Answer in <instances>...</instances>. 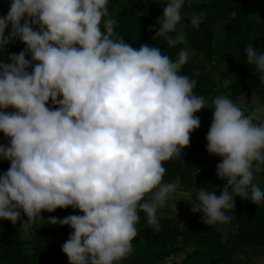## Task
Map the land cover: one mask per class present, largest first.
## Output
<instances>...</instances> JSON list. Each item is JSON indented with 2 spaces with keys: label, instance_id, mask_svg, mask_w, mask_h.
<instances>
[{
  "label": "clouds",
  "instance_id": "9594fccd",
  "mask_svg": "<svg viewBox=\"0 0 264 264\" xmlns=\"http://www.w3.org/2000/svg\"><path fill=\"white\" fill-rule=\"evenodd\" d=\"M108 3L12 0L0 16V52L17 40L26 45L0 58V132L9 140L0 159L10 162L0 173V220L16 225L23 213L20 230L28 234L42 212L79 210L47 220L73 230L61 246L69 264H119L133 251L141 212L159 231L157 211L179 187L163 182V165L184 154L201 125L196 113L206 108L193 93L196 79L181 74L188 50L173 60L156 46L132 47L114 31ZM184 5H162L154 41L185 42ZM202 20L190 17L194 28ZM245 51L264 83V53L252 44ZM211 104L207 152L221 158L216 174L226 184L219 196L198 189L190 203L206 225L229 222L225 212L237 197L264 203L253 184L254 172H264V106L246 113L227 95Z\"/></svg>",
  "mask_w": 264,
  "mask_h": 264
},
{
  "label": "trees",
  "instance_id": "16d2710c",
  "mask_svg": "<svg viewBox=\"0 0 264 264\" xmlns=\"http://www.w3.org/2000/svg\"><path fill=\"white\" fill-rule=\"evenodd\" d=\"M11 2L0 0V16L7 14ZM165 3L167 0H160V3L155 0H109V13L117 21L114 31L136 49L143 44L156 46L173 60L181 49H187L190 59L181 74L196 79L193 93L197 96L213 99L217 95H227L240 106L243 97L254 95L264 105L261 74L255 65L248 64L245 51L252 44L264 53V0H185L178 25L185 33V42L174 48L163 38L153 39ZM193 13L203 14L199 28L191 25ZM250 15L256 19L249 20ZM150 27L152 31H149ZM9 32L10 26L6 34ZM25 48L26 45L17 40L0 52V58L6 60L9 54H18ZM28 58L31 59L30 55ZM197 72L199 75L195 76ZM48 107L54 106L49 102ZM212 113L208 110L201 115L206 117ZM209 129L203 126L193 132L184 154L182 152L163 165L166 169L163 182L175 181L179 185L177 192L188 193L194 200L205 183L218 187L217 196L226 184L216 174L221 158L207 152ZM8 143V138L0 132V144ZM253 184L264 191L260 183ZM186 204L184 199L178 201L177 211L159 208V231L148 226L144 214L139 213L141 219L136 225L138 235L132 242L133 251L119 264H166L177 258L181 259L179 264H239V253L264 258V203H252L250 196L235 198V209L225 212L234 218L236 225V232L229 237L219 230L220 223L204 224L203 213L186 210ZM81 214L79 210L72 213ZM41 216L44 221L37 220L28 234L20 230L21 222L27 221L23 213L21 222L16 225L0 220V264H69L58 242L64 244L73 230L47 222L50 216L60 218L59 208L53 213L42 212Z\"/></svg>",
  "mask_w": 264,
  "mask_h": 264
},
{
  "label": "rangeland",
  "instance_id": "374dc122",
  "mask_svg": "<svg viewBox=\"0 0 264 264\" xmlns=\"http://www.w3.org/2000/svg\"><path fill=\"white\" fill-rule=\"evenodd\" d=\"M212 98H205L206 101V108L202 109L200 112L196 113V116L200 119L201 125L200 128L203 126H207L210 128L211 123L213 122V113L204 117L203 112H206L208 110H212L213 106L211 104ZM255 104H259L261 106H264L260 102H258L257 98L253 96H245L240 101V107L244 109L246 112L251 110V107H254ZM203 116V117H202ZM199 128V129H200ZM197 129V130H199ZM10 167V162L7 160L0 159V173H4L8 170ZM253 182H258L264 187V172L255 173L254 172V179ZM204 189H208L209 191L216 189V195L218 193V187L215 184L205 183ZM184 199L187 201L186 204V210H190L192 208V205L190 203L196 202V199L194 200L192 195L184 192H176L174 194H171L168 199L166 200L165 204L161 207L162 210L167 209H173L177 211L176 203L180 200ZM61 212L60 218L62 219L65 216L72 215L74 209L67 208V209H59ZM82 215V214H81ZM219 230L224 234L225 237H229L231 234L236 232V225L234 224V218L231 217V220L227 223H220ZM60 245H63L62 242H58ZM237 260L239 261V264H264V258H257V257H251L248 254H242L239 253L237 255ZM181 261L180 258H177L175 260H170L166 264H179Z\"/></svg>",
  "mask_w": 264,
  "mask_h": 264
}]
</instances>
